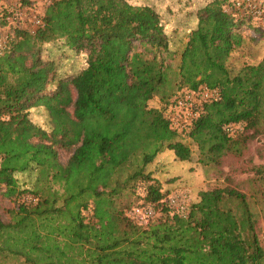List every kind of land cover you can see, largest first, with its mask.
I'll return each mask as SVG.
<instances>
[{"label":"trees","instance_id":"1","mask_svg":"<svg viewBox=\"0 0 264 264\" xmlns=\"http://www.w3.org/2000/svg\"><path fill=\"white\" fill-rule=\"evenodd\" d=\"M226 2L192 11L196 26L175 52L159 12L126 0H50L34 33L12 27L0 48V198L15 206L0 217V231L34 219L62 259L39 263L0 248V264H264L253 211L264 197V165L254 167L250 194L230 185L204 190L186 215L175 213L148 170L166 149L191 159L184 130L166 113L186 90L221 95L189 128L200 145L203 136L217 139L216 155L202 151L203 163L218 164L224 150L242 156L264 132V57L231 63L256 39L246 31L264 39V27L226 12ZM0 14V28L10 26V12ZM49 44L84 55L85 66L64 76L43 56ZM155 98L161 109L149 106ZM32 100L45 108L48 128L31 119ZM133 205L156 215L140 223L128 216Z\"/></svg>","mask_w":264,"mask_h":264},{"label":"rangeland","instance_id":"2","mask_svg":"<svg viewBox=\"0 0 264 264\" xmlns=\"http://www.w3.org/2000/svg\"><path fill=\"white\" fill-rule=\"evenodd\" d=\"M133 5H149L156 9L162 17L163 24L173 41L170 48L173 52L179 50L181 45L187 40L188 31L195 26L192 11L208 4L212 0H126ZM50 0H38L35 3L36 12L42 14L43 8ZM22 3V6H21ZM20 7V10L17 8ZM8 10L10 16L20 13L16 20L9 23L10 26L0 28V48L8 43V36L12 27L21 25L32 27L31 11L28 6L23 5L20 0H0V10ZM0 16H3L0 14ZM9 16V15H8ZM246 31L250 38H256L237 50L231 59V63L241 66L244 62L258 63L264 57V39H261L253 30ZM44 58L50 57L59 63V71L64 76H72L85 66V57L82 54L64 52L55 44L45 45L43 48ZM31 119L38 125L48 128L46 110L42 106H36L35 101H31ZM159 98H155L149 103L150 107L161 109L163 107ZM169 110H166V113ZM236 127L235 130H240ZM233 130L228 132H232ZM233 134V133H232ZM247 134H251L248 132ZM210 135L203 136L198 144L192 136L191 131L184 130L181 140L190 147L192 151L191 159L183 162L178 160L174 153L165 150L160 153L148 167L152 171L154 178H158L162 184L164 199L172 196H179L187 202L188 206L198 200L201 191L214 187H224L230 185L236 189L250 194L256 187L252 183L255 177L254 167L264 165V132L249 139L247 148L242 156L237 157L224 152L218 164H205L201 161L202 151L210 155L211 147L217 139H209ZM203 146V147H202ZM217 153V154H221ZM61 159L66 161L68 155L61 152ZM28 201H35L30 195L25 196ZM130 202H135V197H129ZM15 204L0 198V217L8 218L7 210L13 208ZM134 206V205H133ZM131 206L130 208H132ZM130 210V209H129ZM128 210V212H129ZM253 211L257 214V231L264 242V197L260 194L253 204ZM161 214V210H157ZM157 215V216H158ZM0 248H14L22 251L39 263L62 259L55 247L53 239L39 232L36 220L30 219L25 225L13 229L0 231Z\"/></svg>","mask_w":264,"mask_h":264},{"label":"built area","instance_id":"3","mask_svg":"<svg viewBox=\"0 0 264 264\" xmlns=\"http://www.w3.org/2000/svg\"><path fill=\"white\" fill-rule=\"evenodd\" d=\"M34 1V0H30ZM35 0L32 4L35 6ZM24 2V0H20ZM22 6V3H21ZM36 8V7H35ZM21 8L18 7L17 10ZM31 11L32 27L29 28L31 33L42 25V19L36 12V9L28 8ZM226 12L234 14L237 18L249 19L264 27V0H227L224 5ZM20 13H15L13 16H7L6 20L11 22L16 20ZM221 99L218 89H210L206 86H201L198 90H186L185 93L177 98L175 105L168 108V116L171 119L172 126L180 131L190 128V126L200 117L204 104L207 102L217 101ZM231 131V128H227ZM142 188L139 189V195H143ZM169 205L174 209L175 213L186 215L188 213V204L179 196L167 198ZM156 211L153 206H133L128 212V216L140 222L147 223L153 219Z\"/></svg>","mask_w":264,"mask_h":264},{"label":"crops","instance_id":"4","mask_svg":"<svg viewBox=\"0 0 264 264\" xmlns=\"http://www.w3.org/2000/svg\"><path fill=\"white\" fill-rule=\"evenodd\" d=\"M194 24H195V26H196V22H194ZM195 26H194L193 28H195ZM193 28H191V29H193ZM191 29H190V30H191ZM190 30L188 31V34H189ZM188 34H187V36H188ZM186 41H187V40H186ZM186 41H185V42H186ZM185 42H184V43H185Z\"/></svg>","mask_w":264,"mask_h":264}]
</instances>
